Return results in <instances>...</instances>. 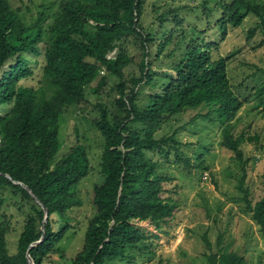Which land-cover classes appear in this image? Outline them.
<instances>
[{"label": "trees", "instance_id": "1", "mask_svg": "<svg viewBox=\"0 0 264 264\" xmlns=\"http://www.w3.org/2000/svg\"><path fill=\"white\" fill-rule=\"evenodd\" d=\"M143 3L59 0L53 19L44 27L47 14L40 12L35 20L26 22L9 0H0V104H10L0 113V191L8 188L11 197L29 202L30 207L14 252L7 246L8 221L5 217L0 221V264H29L27 253L34 264H42L70 228L67 212L82 204L76 186L91 164L81 142L73 143L58 156L59 115L66 106L86 100L87 86L93 80L90 91L97 95L113 75L118 79L106 93L114 94L109 104H94L98 114L93 123L103 138L99 161L103 180L93 187L94 213L87 223L83 244L69 258V264H126L134 258V249L148 248L144 242L147 235L133 220L149 218L157 230H162V225L173 218L177 203L166 194L165 182L172 177L160 171L158 161L147 152L159 151L165 157L174 153L177 161L190 166L175 130L159 136L156 133L173 115L210 101V112L221 126V143L233 151L242 166L236 187L243 192L245 208L264 235V194L256 200L249 196L244 186L247 159L240 146L243 137L232 133V119L243 101L231 88L228 57L213 55V49L225 37L226 26L239 25L248 13L259 18L257 25L248 28V36L258 27L264 32V0H214L220 11L219 37H189L184 42V33L180 34L169 52L179 50L172 64L175 74L157 72L151 66L148 46L153 35L142 24ZM171 14L175 23L180 21L176 13ZM159 16L160 23L168 18L165 12ZM174 33L173 28L163 32L156 56L165 50ZM129 35L138 40L142 57L139 72L127 78L124 68L133 57L123 42ZM42 40L44 61L38 85L20 83L33 72L23 51L38 53ZM263 43L264 35L260 40ZM111 51L114 53L110 55ZM142 84L158 89L139 101ZM256 96L264 108V83L257 86ZM196 165H202V161L199 159ZM2 202L0 196V205ZM42 204L48 216L44 236L39 240ZM203 240L210 248L206 235ZM220 243L219 236L217 249L206 255L209 264H255ZM64 256L61 252L60 258Z\"/></svg>", "mask_w": 264, "mask_h": 264}, {"label": "rangeland", "instance_id": "2", "mask_svg": "<svg viewBox=\"0 0 264 264\" xmlns=\"http://www.w3.org/2000/svg\"><path fill=\"white\" fill-rule=\"evenodd\" d=\"M13 7L18 8L20 17L26 22L35 20L40 12L47 14L44 27L53 19L58 9L59 0H9ZM142 24L149 29L153 38L148 46L153 70L167 71L175 74L172 64L177 60L179 50L173 52L174 41L181 38L186 42L189 37L204 39L218 38L222 26L217 22L220 11L214 0H144ZM165 12L168 18L160 23V13ZM171 12L180 21L174 22ZM259 18L248 13L237 26H226V34L213 49V55L228 57L227 75L232 90L243 101L236 116L232 119V133L242 136L241 148L244 157V186L248 187L249 196L256 200L264 194V108L260 98L256 96L257 86L264 83V43L260 44L264 32L260 27L252 36H248V28L257 25ZM175 29L165 50L156 56L158 43L163 32ZM123 45L133 60L124 68L125 76L138 73V61L142 57L141 47L132 35L124 39ZM39 52L23 51L27 55L28 65L33 72L23 77L20 83L38 85L44 61V40L38 43ZM111 51L109 54H113ZM14 60V57L9 59ZM111 76L108 84L100 94H94L87 86L86 100L68 105L59 115L60 146L58 156L67 151L75 142L85 145L90 170L77 184V194L82 204L68 210L70 228L58 242V250L52 253L42 264H69V258L76 254L84 241L87 223L94 213L92 205L93 187L103 180L99 169L100 153L103 138L93 123L98 110L96 101L108 102L113 95L107 96L109 86L117 81ZM158 89L150 84L140 86L139 101H144L149 92ZM212 101L197 107L186 108L173 115L163 123L156 135L176 131L180 139V149L190 158V166L177 161L174 153L165 157L159 151H149L148 156L158 161L159 169L172 177L165 182L167 195L177 203L174 216L163 229L157 230L149 218L134 219L136 224L147 235L144 239L148 248L134 249L133 259L126 264H209L207 253L217 249L218 237L220 245L235 249L255 264H264V235L258 224L252 219L245 208L241 195L243 192L236 187L242 175V166L233 155V151L221 143L222 132L218 120L211 113ZM9 103L0 104V113L9 108ZM202 165H196L198 160ZM206 173V174H205ZM8 188L0 191L3 202L0 205V221L5 217L9 224L6 233L7 246L10 252L16 250L18 234L22 228L25 214L29 212V202H20L8 193ZM55 215V214H54ZM165 231V232H162ZM206 235L210 241L208 248L203 240ZM61 252L64 257L60 258Z\"/></svg>", "mask_w": 264, "mask_h": 264}, {"label": "water", "instance_id": "3", "mask_svg": "<svg viewBox=\"0 0 264 264\" xmlns=\"http://www.w3.org/2000/svg\"><path fill=\"white\" fill-rule=\"evenodd\" d=\"M22 184H23V183H22ZM23 186L29 191V193H30L32 196H34L32 190H31L26 184H23ZM36 200L39 201L37 198H36ZM42 207H43V209H44V214H43V219H42V223H41V230H42V233H41V236H40V239H39V240H41V239L43 238V236H44L45 221H46L47 216H48V210H47V208H46L43 204H42ZM39 240L32 242L31 245L35 244V243L38 242ZM27 259H28L29 264H34L32 258H31V256L29 255V253H27Z\"/></svg>", "mask_w": 264, "mask_h": 264}, {"label": "built area", "instance_id": "4", "mask_svg": "<svg viewBox=\"0 0 264 264\" xmlns=\"http://www.w3.org/2000/svg\"><path fill=\"white\" fill-rule=\"evenodd\" d=\"M206 174V173H205Z\"/></svg>", "mask_w": 264, "mask_h": 264}]
</instances>
